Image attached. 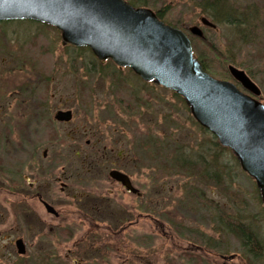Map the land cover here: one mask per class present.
Returning <instances> with one entry per match:
<instances>
[{
    "label": "rangeland",
    "instance_id": "1",
    "mask_svg": "<svg viewBox=\"0 0 264 264\" xmlns=\"http://www.w3.org/2000/svg\"><path fill=\"white\" fill-rule=\"evenodd\" d=\"M127 1L140 6L136 0ZM142 1L144 8L161 10L165 21L179 23L186 31L200 26L205 42L193 36V51L203 53L213 72L221 70L211 60L216 57L224 58L220 66L225 70L230 65L243 70L264 99V0ZM205 1L209 3L205 5ZM213 1L234 18H213L212 13L207 17L204 12L209 11ZM203 17L215 23L216 29L201 26ZM227 22L247 27L242 30V26ZM35 23L38 22L0 21V49L12 53L10 56L0 51V84L8 81L15 87L21 85L22 91L24 83L33 85L38 79L42 82L41 87H36L37 97L39 101L47 100L51 117L59 109L73 113L70 123H56L57 141L44 140L27 148L33 153L31 159L26 157L21 169L22 177L28 175L35 181L37 192L60 215L55 218L47 214L37 200L30 199L31 193L23 183V189L14 187L22 193L20 196L13 195L9 184L8 192L0 193V264L21 261L14 248L17 238H22L27 247L25 260L43 259L41 264H56L53 257L62 261L68 254L98 264H122L129 258L139 260L135 264H193L187 261L182 247L200 246L201 240L212 238L219 253H238L239 239L227 229L235 230L242 224L259 237V247L264 244V211L254 181L240 169L231 150L222 147L216 137L194 121L180 96L144 82L130 68L118 67L111 60L99 61L89 49L63 46L57 29ZM208 46L213 53L205 50ZM28 57L32 64L20 65ZM223 80L235 83L231 76ZM123 82L128 88L120 95L132 94L135 98L130 101L131 114L124 112L116 100ZM14 90L18 89L13 87L0 94V127L5 123L9 143L23 144L28 137L21 131L23 125L32 129L37 125L32 118L35 106L27 108L30 99L12 93ZM45 121L46 115L41 119L40 131ZM155 138L160 140L163 154L146 159L140 144ZM43 149L48 151L45 159ZM57 158L64 163L51 165ZM18 161L17 157L14 166ZM175 161L196 166L198 174H178L173 167ZM90 162L94 166L90 167ZM112 168L131 174L142 185L145 193L140 202L110 183L108 172ZM60 182L66 184L63 191ZM95 201L102 205L107 201L113 213L123 212L128 221L137 218V225L115 234L119 225L115 227L108 217L96 213L90 216ZM148 203L149 218L163 224L164 231L141 217L146 210L140 206ZM227 222L234 224L233 228ZM63 231L72 237H66ZM146 235L149 246L142 244ZM88 243L97 250L87 251ZM83 255L88 256L86 261ZM240 262L237 259L231 264ZM221 263L217 258V264ZM242 263L264 264V252L260 260Z\"/></svg>",
    "mask_w": 264,
    "mask_h": 264
},
{
    "label": "water",
    "instance_id": "2",
    "mask_svg": "<svg viewBox=\"0 0 264 264\" xmlns=\"http://www.w3.org/2000/svg\"><path fill=\"white\" fill-rule=\"evenodd\" d=\"M10 20L49 25L59 31L63 46L86 47L99 61L130 68L141 80L180 96L194 121L230 149L240 169L254 181L264 210V104L258 99L259 88L244 71L227 68L240 89L211 77L193 57L182 30L160 21L151 9L124 0H0V21ZM200 23L215 28L204 17ZM189 32L202 36L197 26ZM54 118L70 122L72 113L58 111ZM109 176L131 189L121 173L111 171ZM16 247L24 254L21 240Z\"/></svg>",
    "mask_w": 264,
    "mask_h": 264
},
{
    "label": "flooded vegetation",
    "instance_id": "3",
    "mask_svg": "<svg viewBox=\"0 0 264 264\" xmlns=\"http://www.w3.org/2000/svg\"><path fill=\"white\" fill-rule=\"evenodd\" d=\"M196 26L201 30V33H202L201 37H197L198 40H200L201 42H205V36H204L203 30L200 28V26H198V25H196ZM201 26H202V24H201ZM189 28L187 29V32H185V34L187 35L188 39L190 40L191 46H192V43L195 40H194L193 35L190 34ZM0 51H4V50L0 49ZM192 51H193V47H192ZM4 52L6 54H9L10 56L12 55V53H9L7 51H4ZM196 53L193 51L194 57L200 63L201 67H202V65L204 66L207 61L205 60L206 58L203 57V55H202L203 53L202 52L198 53L197 51H196ZM36 61L39 62L37 59H36ZM26 63L32 64V60L28 57V61L27 62H23V64H20V65H22V66L24 65L23 67H27L29 64H26ZM36 64L37 63L33 64L34 68L37 67ZM37 74H39V73H37ZM40 75H41V73H40ZM41 82L42 81L37 79V81L33 82V85H31L30 82L24 83L22 85V87H23L22 91H20V86L21 85H18V86L15 87L14 84H9L8 81H2V83L0 84V94H4L5 92H8V91L11 90V88L14 87V88H17L18 90H14V91H12V93H16L19 96L21 94H23V95L26 96V98L30 99V101L26 103L27 104V108H32V106H35V108L33 109L35 115L34 116L32 115V118H33V122L34 123L37 122L36 124L38 125V128H36L37 125L35 124L36 126H35L34 129L29 128L26 125H23V128H22L21 131H22V133H24V136H28V137H26V139H25L23 144L21 142L20 143L17 142L16 144L9 143V133L6 132L5 123H4V125L2 127H0V193L1 192L2 193L8 192L9 184H10V187L12 189H14L13 192H12V193H14L13 195L20 196L22 193L21 192L18 193L15 188L23 189V187H22V183H23L25 185V187H26L27 192L31 193L30 199L37 200L41 204V206L43 207L44 211L47 214H49V215H51V216H53L55 218H58L60 213L51 204L46 202L42 198V196H41V194L39 192H37V190H36V182L35 181H31V178L28 175H23V177L21 175L22 174L21 173V169L26 164V161H27L26 157L31 159V154L33 153L32 151H27V148H30L31 146H36L37 144L43 143L44 140L47 141V142L57 141L59 139V135H58L57 128H56V123H58V124H61V123L67 124V123H70L72 121L71 120L70 122H59V121L55 120V118H54L56 112H58V111H71L70 109H65V110L59 109V110H56L54 112V114L52 115V117L50 116V113H48L49 107H48V110H47V105H45L47 100H44V101L40 100L39 101V98L37 97L39 94H36V91H37L36 87H41ZM243 92L245 94H247V92H245V91H243ZM258 99L260 100V102H262L264 104V99L262 98L261 92H260V96H259ZM18 102H19V100H18ZM71 113H72V111H71ZM45 115H46L47 123L45 121V123L43 124V125H45L43 127V131H40L41 130L40 126L42 125L41 119H43V117H45ZM36 119H37V121H36ZM72 119H73V113H72ZM32 131L34 132L33 136L31 135ZM39 134H41L42 136H39ZM86 143L88 144L89 141H87ZM47 153H48L47 149H43V151H42V158L43 159H45L47 157ZM17 157L19 158L17 166L21 167L20 170L15 168L17 166H14V163H15ZM63 163H64L63 159L57 158V159H54V161H53V163H51V165L54 164V166H56V165H59V164L61 165ZM84 163H86V162L81 161V164H84ZM89 166L90 167L94 166L93 162H90ZM112 166H115V165L113 164ZM86 167L87 166L84 165L83 168L85 169ZM111 171H117V172L121 173L122 175L126 176L127 179H128L130 188L135 190L136 192H132L131 189L130 190L127 189L120 182H118L116 180H113L109 176V173ZM108 178L111 181L110 183L114 184L118 188L120 193H122L124 195H130L136 201H139V202L143 198V194L145 193V191L141 190L142 185H138L136 183V179L134 177H132L131 174H129L127 172H123V171L115 169V168H112L108 172ZM1 179L4 182H6L7 185H5V184L3 185ZM16 180L20 181V182H16ZM65 187H66V184L60 182V190L61 191L65 190ZM5 188H7V189H5ZM2 190H4V191H2ZM109 194H111V193H109ZM44 204H47L51 208H53L54 211L57 213V215H54L53 213L49 212L45 208ZM103 204L105 206L102 205V202H98V203L96 201L93 202L92 205H91V208H90L91 212H89V214H90V216L93 213H96V215L106 216L111 221H113V224L115 225V227L117 225H119V229L117 230V232H115V234L116 233H122L123 231H126L127 228H131V227L137 225V218L134 221H128L127 219H125L123 212H122V214H120V212L119 213H113L111 211L112 209H110L108 207L109 203L107 201H104ZM140 209L146 210V213H144L141 216L143 219H146L148 221L150 219L151 223L155 227H160L161 231H164V225L163 224H159V221L154 219V218H149V203H148V205H145V206H143V204H142L140 206ZM122 210L127 212L124 208H122ZM91 218L93 219V217H91ZM125 222H126V224L124 225ZM227 224H228V226H230L229 228H231V227L233 228L234 224L228 223V222H227ZM242 228H246V227H244L243 224H242ZM227 230H228V232L229 231H233V229H227ZM62 233L65 235L66 231H63ZM65 236L66 237H70L71 233L67 232V235H65ZM93 237H97V235H93ZM145 238L147 240H146V242H142V244H144L146 246H149V235H146ZM17 240H21L22 244L24 246V254H22V255L18 254V250H17V247H16V241ZM237 241H238V244H239V247H238L239 248V252L235 253V254L230 252L229 255H226V253L229 252V251H226L225 253H219L217 251L218 244L212 238L206 239V241L205 240H201L200 246H196V245L188 243L189 244L188 246L182 247L183 248L182 252L187 257V259H188L187 261H189V262H191L193 264H217V258H219V260H221V262H222L221 264H231L234 261H236L237 259H239L242 262L247 261L248 263L249 262L251 263V259H253V258L250 257L248 245L246 243H244L243 241H241V240H237ZM89 244L90 243H88L87 251L91 252L93 249H96V248L93 247V245L89 246ZM14 248L16 250V254L19 257L22 258L21 261L18 264H41L42 263L43 259L41 261H39L36 258H32V259H30V262H27L25 260V259H27V257L25 256L27 247H26V245H25V243H24L22 238H17L14 241ZM86 257L88 258V256H86ZM86 257H85V255H83V258H84L83 260L86 261ZM52 259L55 260L56 264H98L96 262H92V263L88 262V263H86L84 261H81L79 258H77L75 256L71 257L69 254L64 256V259L62 261H58L57 257H53ZM137 261H139V260H137L135 258H134V260H131L129 258L126 261H124L122 264H135V263H137ZM242 262H240L239 264H243ZM15 264H17V263H15ZM43 264H53V263L46 261ZM108 264H111V262H108Z\"/></svg>",
    "mask_w": 264,
    "mask_h": 264
},
{
    "label": "trees",
    "instance_id": "4",
    "mask_svg": "<svg viewBox=\"0 0 264 264\" xmlns=\"http://www.w3.org/2000/svg\"><path fill=\"white\" fill-rule=\"evenodd\" d=\"M127 1V0H126ZM128 4H130L133 7H144L145 3L142 0H136V3L140 6H135L133 2L127 1ZM152 2L154 3V0H152ZM141 3V4H140ZM151 3V1H150ZM209 2L205 1L204 4H208ZM240 7L239 5H237V8ZM160 9V8H159ZM155 15L157 16V18L162 21L165 24L168 25H172L175 28L181 29L184 32H187L186 30H184L181 25L179 23H173V22H167L164 20V16L161 13V10H157L154 12ZM212 13L213 18H218V15L221 17V15L226 16L225 18H227V20L229 21V19L234 18V14H230L228 11L224 10L223 6L221 4H218L213 1L212 5L209 7V11L204 12V14L207 17H212L210 14ZM215 14V15H213ZM230 16V18H229ZM209 19V18H207ZM213 23V22H212ZM219 23V22H216ZM214 25H216L215 23H213ZM227 24L229 25H234L235 27H240L242 26V30H244L245 28L243 26H246L244 24H236V23H229L227 22ZM35 25H41L42 27H50L48 25H42L40 23H35ZM248 25V24H247ZM247 27V26H246ZM244 28V29H243ZM81 49H87L85 47H80ZM205 50L208 52V54L213 53V51L210 49V47L208 46V48H205ZM216 57V56H215ZM217 59H211L213 61H215L214 65L217 66L220 71H215L213 72L212 70H210L207 65L203 66V70H205L207 73H209L212 77L218 79V80H223V79H228L230 80V76L227 73V70H225L224 66H220V64L223 62L224 58L222 57L221 59L216 57ZM223 70V73H221ZM44 75V74H43ZM225 75V76H224ZM120 87L121 89L119 90V93H116V100L118 102V105L120 106V108L126 112L131 114L133 112L132 108L133 106H131V102L130 101H134L135 98L132 94H127L126 96H121L120 93L124 90L127 89L128 86L125 85V83H120ZM175 97H178L176 94H174ZM87 97V96H86ZM86 102V100H85ZM140 147L143 150V154L145 156L146 159H149V156L151 155V157H154L153 159L156 158V156H161L163 154L162 152V147H161V143L160 140H157V138L152 139V140H145L140 144ZM176 162V161H175ZM184 162H176L175 164H173L174 170H177L178 174H188V175H197L198 174V168L196 166H192L190 164H182ZM177 164V165H176ZM174 172V171H173ZM231 233H233L236 237H238L239 240L243 241L244 243H246L249 247V254L251 258H255V259H259L262 257L263 252H264V244H262L261 247H259V237L253 232L252 229H246V228H242V226H237L235 228V230L231 231Z\"/></svg>",
    "mask_w": 264,
    "mask_h": 264
},
{
    "label": "bare ground",
    "instance_id": "5",
    "mask_svg": "<svg viewBox=\"0 0 264 264\" xmlns=\"http://www.w3.org/2000/svg\"><path fill=\"white\" fill-rule=\"evenodd\" d=\"M211 22V21H210ZM202 26H204V25H202ZM207 27V26H206ZM213 29V28H212ZM215 29V28H214Z\"/></svg>",
    "mask_w": 264,
    "mask_h": 264
}]
</instances>
